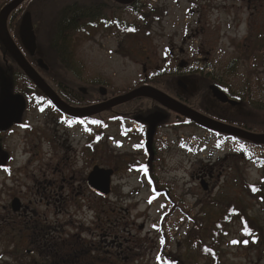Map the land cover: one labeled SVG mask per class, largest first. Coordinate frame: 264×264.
I'll list each match as a JSON object with an SVG mask.
<instances>
[{"label": "rangeland", "instance_id": "374dc122", "mask_svg": "<svg viewBox=\"0 0 264 264\" xmlns=\"http://www.w3.org/2000/svg\"><path fill=\"white\" fill-rule=\"evenodd\" d=\"M74 3L93 6L98 18L78 34L74 54L67 60L58 49V57L54 54L50 31L60 10ZM97 3L105 0L23 4V12H29L39 27L43 56L58 74L46 82L58 90L56 82L64 80L71 88L65 89L70 102L82 98L75 105L88 108L100 102V87L111 98L146 86L178 95L182 104L192 100L199 110H191L226 125L263 119L262 114L250 113L238 97L250 94L264 106V68L253 64L260 68L256 71L247 61L254 47L264 46V0H136L133 10L105 5L98 9ZM13 28L8 31L16 39L18 23ZM10 65L0 42V77ZM74 68L77 72L71 73ZM17 70L11 74L24 92L26 82ZM153 80L157 83L150 84ZM179 81L192 93L186 94ZM212 85L241 105L216 102L209 91ZM79 88L86 94H76ZM155 105L168 112L166 121L143 145L130 118L144 120ZM28 106L22 121L27 130L16 128L0 137L1 152L7 149L13 159L12 175L0 172V264H55L65 252L70 264H162L163 256L175 260L171 264H264V199L251 198L246 191L247 185H261L264 194V146L210 134L145 98L100 113L103 127L89 120L57 123L58 116L46 102ZM119 114L127 118L107 126L106 119ZM96 165L113 171L106 198L87 187ZM12 196L35 212L29 221L32 218L40 227L34 229L16 216L5 219ZM228 207L239 215L224 223ZM241 218L250 223V237ZM44 228L57 238L40 249L32 232ZM74 244L81 246L75 249L78 257L72 255ZM203 246H212L217 262L204 255ZM54 254L60 257L52 261Z\"/></svg>", "mask_w": 264, "mask_h": 264}, {"label": "water", "instance_id": "95a60500", "mask_svg": "<svg viewBox=\"0 0 264 264\" xmlns=\"http://www.w3.org/2000/svg\"><path fill=\"white\" fill-rule=\"evenodd\" d=\"M26 0H13L10 4L5 6L0 11V42L10 56L16 66L21 70L24 76L31 81L34 86L48 99L50 100L61 112L69 115L72 118L85 119L91 118L93 116L99 115L100 113L113 108L118 105L128 103L134 99L145 98L157 102L162 107L166 108L168 111L175 113L176 115L190 120L193 124L207 130L212 131L218 134L236 137L240 140L247 141L257 146H264V134H252L244 131L240 128L226 125L220 122H217L213 119H210L194 110H191L189 107L183 105L182 103L174 100L173 98L165 95L164 93L155 90L150 87H142L136 89L124 96H119L112 99L109 102L100 104L97 106H91L84 109H73L65 106L60 100L56 97L54 92L47 86V84L37 75L33 68L28 64L26 59L23 57L21 52L18 50L12 39L10 38L6 21L9 15L17 10ZM120 5H130L136 0H112ZM18 35L20 43L29 56H34L36 51V42L35 35L33 33V26L31 15L29 12L25 13L20 21ZM38 65L40 68L47 69L46 65L39 60ZM180 68L183 67V64L179 65ZM178 86L182 87L183 90H186V86L182 82H178ZM82 93H86L85 89L81 90ZM209 91L211 92L212 97L217 100L220 104H227L230 107H236L237 102L230 100L225 93L220 91L216 86H210ZM99 93L101 96L106 95V90L100 88ZM9 95V85L3 83L0 88V100L2 103H5L8 100H11ZM16 107L10 111L8 118L6 119L5 126H11L15 124L21 117L24 110L23 99L19 96L13 98ZM153 126H150L149 135L152 134ZM113 176L112 170H105L98 167H94L89 173L86 180L87 187L91 192L98 195L101 198H106L110 194L111 190V179ZM202 189L207 190V187L202 183ZM20 202L18 199L12 201L11 207L14 213H17L20 209Z\"/></svg>", "mask_w": 264, "mask_h": 264}, {"label": "flooded vegetation", "instance_id": "af4514ba", "mask_svg": "<svg viewBox=\"0 0 264 264\" xmlns=\"http://www.w3.org/2000/svg\"><path fill=\"white\" fill-rule=\"evenodd\" d=\"M101 3H97L96 7L98 9H100L99 8L100 6L105 5V7H107L108 9H111L113 7L121 9L120 7H125V8H130V10H133V7H134L133 5H134L135 2L130 4V5H126V6H121V5L115 3L112 0H105V4H101ZM90 5H92V4H90ZM92 7L93 6L89 7L88 9H71V8L70 9H66V10L61 9L60 12L57 14V16L54 18L53 24L51 26V31H50L51 40H52L51 47H53L55 49V53L54 54L57 57H58L57 49L59 50V53L61 52L62 54L67 55V60H68V58L70 56H73L74 50L72 48L75 45L76 41L78 40L77 39L78 34L81 33L82 31H83V33L86 31V26H87V23L89 21H91L93 19L92 21L94 22L95 21L94 19L98 18V17H96L94 15V11L92 10L93 9ZM25 12H27V11H25ZM25 12H23L20 17H22V15ZM98 12L99 11H97L95 13H98ZM61 18L63 20H61ZM31 20H32L33 33L35 35V42H36V51H35L34 56H29V54H27L25 52V50L23 49V47H22V45L20 43L19 35H18L19 25H18V28H17V38L15 39L13 37V35H11L10 32L8 31V33L10 35V38L12 39V41L14 42V44L16 45L18 50L21 52L23 57L26 59L28 64L33 68V70L37 73V75L49 86V88L54 92V94L60 100L61 103H63L67 107L73 108V109H84V108H87V107H84V106H76V105L69 104L68 102H66L62 98V94L64 92H62L59 89L58 90L57 89L54 90L46 82L47 79H57L58 78V74L56 72H54L53 69L50 68V66L48 64L49 62L44 58V56H43L44 54L42 52V49H41L42 47H41V44H40L39 27H38V25H36L34 23V21L32 19V16H31ZM89 23H92V22H89ZM52 36H53V39H52ZM39 60H41L46 65V67H47L46 70L39 67V65H38V61ZM70 70H71L70 71L71 73L72 72H77V68L76 69L75 68L74 69H70ZM24 85L26 87V91H25V95L24 96H26V97L18 94L17 92H15V91H13V90H11L9 88V95L11 96L12 99L6 101L5 103H2L1 100H0V137L1 136L3 137V136L10 135L11 133H13L14 129H16V128H18V129L21 128V129L27 130V127H25L23 125L22 121H23V118H24V114L30 109L28 104L31 105L35 101L36 102H46V103H48L50 105V108H51L53 114L58 116L57 123L60 122V123L65 124V123H67L68 121H71V120H74L75 122H85V121L89 120V121H96L97 124L100 127H103L105 119L101 118V117L99 118L98 117L99 115L94 116V117L89 118V119H85V120H83V119H73V118L69 117L68 115H66V114L62 113L61 111H59L55 107V105L53 103H51L44 95H42L41 92L40 93L35 92L32 88L29 87V85L27 83H25ZM100 88H103V87H100ZM66 89L71 90L70 87H68ZM103 89H105V88H103ZM69 90H66L65 94L67 92H69ZM81 92H82L81 88H79L77 93H81ZM164 94L168 95L166 93H164ZM123 95H126V94H123ZM123 95H120V96H123ZM15 96H19V97H21L23 99L24 110H23V113H22L20 119L15 124H13L11 126H5V122H6V119L8 118V116L10 114V111L13 108L16 107V104L13 101L14 100L13 98ZM116 97H119V96H114V97H111V98H107L105 96H102L103 99L102 98H97V99H99L100 102L91 104L90 107L94 106L96 104L104 103V102H106L108 100H111L113 98H116ZM169 97L173 98L174 100H176L178 102H181L179 100L178 96H176V98H174L172 96H169ZM27 107L29 109H26ZM154 108H155L154 113H152L151 115H149L146 118H144V120L142 119V116L138 117L140 119L139 120L140 123H142L144 125L143 127H140L141 130H143V137L145 138V140H143V142H142L143 145H146L145 142L151 141L153 135L156 136V132L161 129V127L164 125V123L166 121L165 119L167 117V113L168 112L163 110L159 106H156V105L154 106ZM120 116H124V115L123 114H119V115H115V116H112V117H108L106 119L107 126L109 124H111V123H114V121H115V120H113L114 118H117V117H120ZM151 125L153 126V131H152V134L149 135V129H150ZM240 142H242V141H240ZM0 143H1V141H0ZM242 143L245 144L244 142H242ZM53 157L55 158V156H53ZM12 161H13V159H12V156L9 153V151L6 149L3 152H1V149H0V172H3L4 176H6V177H9V176H11L13 174L12 169H11L12 167L10 165ZM64 165H65V163H64ZM94 167H98V166L96 165ZM200 174H201V178L205 179V177H202V176H205V174H202V173H200ZM65 182H66V179L63 178L62 179L63 185H64ZM14 199H16V196H12L11 199H10L9 205L7 207H5V210H6L5 219H10L11 216H16L18 218H22L24 223L31 224L32 223V218L29 221V217H30V214H35V212L33 210H31L30 207L21 204L19 211L17 213H14L12 211V207H11L12 201ZM32 224H34V223H32ZM36 227H40V225L38 223L37 224L35 223L33 228L36 229ZM26 229L29 230L28 228H26ZM32 234H34L37 237V239L39 241L40 249L43 248L42 246L48 247V245L50 244V240H54V239L57 238L56 236L53 237V235L50 234L45 228L44 229H40L39 232H35L34 231V232H32ZM68 242L69 241L66 238L64 240L63 244H62V248L65 251H66ZM65 253H64V256L62 257V261L60 259H58V257H60L59 254H54L55 258L52 261H55V260L58 259L57 261H55V264H60V263L70 264L69 259H66L67 256L65 257ZM67 261H69V262L67 263Z\"/></svg>", "mask_w": 264, "mask_h": 264}, {"label": "trees", "instance_id": "16d2710c", "mask_svg": "<svg viewBox=\"0 0 264 264\" xmlns=\"http://www.w3.org/2000/svg\"><path fill=\"white\" fill-rule=\"evenodd\" d=\"M12 1L13 0H3V2L0 3V10L3 7H5L6 5L10 4ZM28 1L29 0H26L23 4H25ZM23 4H22L21 7H19L17 10H15L14 12L11 13L10 18H9V21H8V28L9 29L11 28V29L14 30L13 26H16L17 25L18 20L20 18V15H21V13L24 10ZM64 8H67V9H70V8L71 9H87L85 6L79 5L77 3H74L73 5H68V6L64 7ZM134 10H135L136 13L139 12V9L138 8L137 9H134ZM61 20H63V19L61 18ZM143 20H145V18H143ZM250 57L252 58L251 61H249V60H247V61H248L249 65H251L254 70H256V69L258 70L260 68L254 67L253 64L255 66L259 65L258 67L264 68V46L261 49H257L256 47H254V49L251 51V55L248 56L247 58H250ZM10 60H11V58H10ZM12 63H13V66H11V65L9 66V72H8V68L7 69L5 68L6 71L4 70V74L1 75V77H0V87H1V85L3 83H7L9 85V88L11 90H13V91L21 90L22 93H23L22 95L24 96L25 95V91L23 92V90L25 88H23V90L22 89H19L17 87V79L12 77V74H11L12 73V69L17 70L15 68L16 67V64L13 61H12ZM201 73H202V71H201ZM21 76H23L22 77L23 78V81L26 82L29 85L30 88H32L35 92L40 93L36 88H34L32 86V84L29 82V80L23 74H21ZM207 76H210L211 80H213L215 83H217L218 85H220L221 87H223V88L226 89V86L223 83H221L220 81H218L217 78L212 77V74L208 73ZM161 79H163V78L162 77H159L158 78V80H159L158 82L162 81ZM48 81H50V80H48ZM156 83H157V81H154V80L152 82H150V84H156ZM55 86L57 88H59V90H61L62 92H64L62 94V98L64 100L70 102V100L67 98V96L65 94V92H66L65 91V89H66V82L64 80L57 81L56 84H55ZM191 91H192L191 88L188 86L187 87V90L185 91V93L186 94H191L192 93ZM74 92L76 94H80L81 95V93H77L75 90H74ZM261 93L264 96V91H261ZM24 97H26V96H24ZM238 98H239V100H240V102H241L242 105H247L249 107L250 113H252L255 116H258V115L260 116L262 114L261 117H263V119H258L257 117H254V119L252 121H250V119H248V120H241V121L235 120L233 122H230V124H232L234 126H237V127H240L242 129H245L247 131H251V132H255V133H264V106L260 105L258 102H254L253 99L251 98L250 94H248L247 98H241V97H238ZM81 100H82V98L80 100H78L79 102L78 101L77 102H72L71 101L70 103L72 105H75V104H78V103L80 104L81 103L80 102ZM236 100H237V102L239 101L237 98H236ZM184 102L186 103V104L184 103L186 106H188V107H190V108H192V109H194L196 111L199 110L196 107L197 105H195V103L192 100H186V99H184ZM240 102H238V106L241 105ZM125 118H127V117L126 116H123V119H125ZM130 119L132 121L136 122L137 124H139L141 127L144 126L142 123H140V121H139L140 119L138 117H134V119H132V118H130ZM182 119H183V121L185 123L192 124L188 119H184V118H182ZM226 121L227 120H225V123H226ZM259 147L260 148H263V146H259ZM148 180L150 181V183H152V181L154 180L151 174H150V177H148ZM154 186H156V184H154ZM246 191H247L249 197H251V198L257 199L258 201L264 199L263 198L264 197V194H263V190H262V186L261 185H247ZM229 207H228V209H229ZM238 215H239V213L237 211L232 210L230 208L228 210L227 215L224 217V218L227 219V221L224 222V223H230L232 221V219L234 217L238 216ZM240 221L243 223L246 237H250L251 235L247 233V228L250 227V223L247 224V222H246L247 219H245V218H241ZM215 240H216V242L214 244H212V246H215L216 247V246H218V240L219 239L216 238ZM244 242H246V241H244ZM212 246H210V248H207V246H203V250L202 251H203L204 255H208V258L210 260H212L211 263H214V262H217L218 261V256L216 255L217 252H215L214 249H212ZM71 247H72V251H73V253H72L73 257L80 256L78 254L79 252H76L75 249L77 248V249L80 250L81 249V246L75 247V244H74V245H71ZM207 251H208V253H207ZM163 257L165 258V262L162 263V264H171L173 261H175V260L171 259L168 256H163ZM78 263L79 262H77V261H74L73 262V264H78Z\"/></svg>", "mask_w": 264, "mask_h": 264}, {"label": "bare ground", "instance_id": "6f19581e", "mask_svg": "<svg viewBox=\"0 0 264 264\" xmlns=\"http://www.w3.org/2000/svg\"><path fill=\"white\" fill-rule=\"evenodd\" d=\"M25 13H27V12H25ZM25 13H24V14H25ZM24 14H23V15H24ZM23 15H22V16H23ZM20 16H21V15H20ZM20 18H22V17H20ZM20 18H19V20H18V25L20 24V21H21V19H20ZM8 21H9V19H7V21H6V22H7V24H8ZM81 90H82V89H81Z\"/></svg>", "mask_w": 264, "mask_h": 264}]
</instances>
